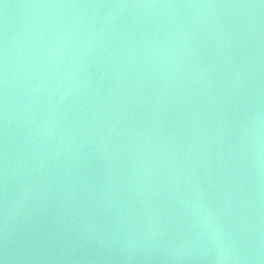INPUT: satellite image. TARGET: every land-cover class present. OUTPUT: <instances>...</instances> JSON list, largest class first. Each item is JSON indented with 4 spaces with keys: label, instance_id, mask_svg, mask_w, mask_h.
Instances as JSON below:
<instances>
[{
    "label": "water",
    "instance_id": "95a60500",
    "mask_svg": "<svg viewBox=\"0 0 264 264\" xmlns=\"http://www.w3.org/2000/svg\"><path fill=\"white\" fill-rule=\"evenodd\" d=\"M0 264H264V0H0Z\"/></svg>",
    "mask_w": 264,
    "mask_h": 264
}]
</instances>
